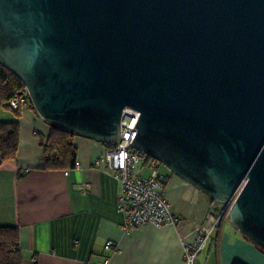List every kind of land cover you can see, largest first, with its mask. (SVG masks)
I'll list each match as a JSON object with an SVG mask.
<instances>
[{
    "label": "water",
    "instance_id": "95a60500",
    "mask_svg": "<svg viewBox=\"0 0 264 264\" xmlns=\"http://www.w3.org/2000/svg\"><path fill=\"white\" fill-rule=\"evenodd\" d=\"M0 63L63 131L138 109L134 146L264 250V0H0Z\"/></svg>",
    "mask_w": 264,
    "mask_h": 264
},
{
    "label": "crops",
    "instance_id": "0c3cea01",
    "mask_svg": "<svg viewBox=\"0 0 264 264\" xmlns=\"http://www.w3.org/2000/svg\"><path fill=\"white\" fill-rule=\"evenodd\" d=\"M0 118L14 119V112ZM20 142L16 158L0 165V225L18 226L22 264H88L111 255V264H186L184 240L193 241L196 225L221 207L209 195L169 169L151 162L167 179L166 195L180 217L178 224H147L130 233L122 229L117 208L122 183L94 160L107 145L75 135L79 168H46L43 146L51 124L30 103L18 117ZM147 170V172H146ZM219 203V204H218ZM114 240L113 253L105 245ZM264 264V251L242 234L229 216L221 220L195 264Z\"/></svg>",
    "mask_w": 264,
    "mask_h": 264
},
{
    "label": "built area",
    "instance_id": "2783aa9c",
    "mask_svg": "<svg viewBox=\"0 0 264 264\" xmlns=\"http://www.w3.org/2000/svg\"><path fill=\"white\" fill-rule=\"evenodd\" d=\"M29 93L24 91L9 101L11 108L18 110L29 103ZM141 113L138 109L127 106L123 110L119 125L118 137L111 145H107L105 154L94 160L98 168H109L112 176L122 183V192L117 200V208L124 215L122 229L130 233L137 227L153 224L164 226L178 224L180 217L175 213L173 203L166 195L165 177L156 166H152L149 174L144 172L149 161V153L136 148L132 143L138 131L135 126ZM153 163V162H152ZM156 163V162H155ZM81 162L76 161L74 168H79ZM71 169H67V173ZM246 179L238 187L233 201L246 184ZM232 202L226 203L221 211H211L204 222L196 225V236L193 241L184 240V257L186 264H195L199 253L206 247L213 230L221 222L226 210ZM107 250L118 252L116 242L108 240ZM88 264H111V255H106L101 262Z\"/></svg>",
    "mask_w": 264,
    "mask_h": 264
},
{
    "label": "trees",
    "instance_id": "16d2710c",
    "mask_svg": "<svg viewBox=\"0 0 264 264\" xmlns=\"http://www.w3.org/2000/svg\"><path fill=\"white\" fill-rule=\"evenodd\" d=\"M24 91H26V86L21 78L0 63V115L9 111L14 112L16 115L14 119L0 118V165L6 160L16 158L18 153L20 142L18 117L21 114V109L15 110L11 108L9 101ZM29 99L30 105L36 109L30 96ZM51 126V132L43 146L46 168H74L77 161L78 148L73 138L77 134L63 131L55 124H51ZM113 143L109 142L107 145ZM149 161L156 162L157 159L150 155ZM164 183L167 184L166 178ZM0 264H22L20 230L18 226L0 225ZM234 264L244 263L235 262Z\"/></svg>",
    "mask_w": 264,
    "mask_h": 264
},
{
    "label": "rangeland",
    "instance_id": "374dc122",
    "mask_svg": "<svg viewBox=\"0 0 264 264\" xmlns=\"http://www.w3.org/2000/svg\"><path fill=\"white\" fill-rule=\"evenodd\" d=\"M156 163L158 164L160 169H169L168 166H166L164 163L160 162L159 160H157ZM146 172H147V170H146ZM224 206H225V204L222 203L221 207L216 209V210L221 211V209H223ZM229 210H230V208H228V210H226V215H224V217L222 219H224L226 216L227 217L229 216Z\"/></svg>",
    "mask_w": 264,
    "mask_h": 264
}]
</instances>
